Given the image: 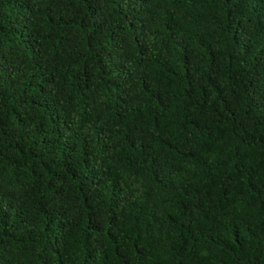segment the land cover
Instances as JSON below:
<instances>
[{"label": "trees", "instance_id": "obj_1", "mask_svg": "<svg viewBox=\"0 0 264 264\" xmlns=\"http://www.w3.org/2000/svg\"><path fill=\"white\" fill-rule=\"evenodd\" d=\"M0 264H264V0H0Z\"/></svg>", "mask_w": 264, "mask_h": 264}]
</instances>
